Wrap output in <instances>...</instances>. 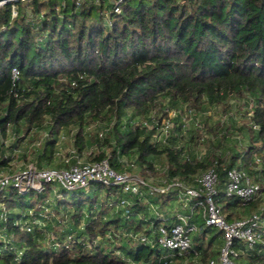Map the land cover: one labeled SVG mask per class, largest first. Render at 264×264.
Here are the masks:
<instances>
[{"label":"trees","instance_id":"obj_1","mask_svg":"<svg viewBox=\"0 0 264 264\" xmlns=\"http://www.w3.org/2000/svg\"><path fill=\"white\" fill-rule=\"evenodd\" d=\"M16 9L14 17L13 3L0 7V172L38 133L45 136L36 161L50 168L69 132L78 158L88 152L92 162L108 160L148 181L160 173L196 187L214 168L226 220L256 214L264 225V0H124L119 13L114 0H26ZM165 120L172 128L162 137L156 124ZM232 169L260 185L257 199L226 196ZM179 196L178 189L132 196L97 183L8 188L0 202L25 213H10L1 226L15 244L0 264H183L203 250L205 260L219 254L202 244L184 254L159 244V228L177 223L163 210ZM124 197L127 207L119 205ZM22 218L42 225L22 231L15 225ZM234 249L237 264H264V234Z\"/></svg>","mask_w":264,"mask_h":264},{"label":"built area","instance_id":"obj_2","mask_svg":"<svg viewBox=\"0 0 264 264\" xmlns=\"http://www.w3.org/2000/svg\"><path fill=\"white\" fill-rule=\"evenodd\" d=\"M26 0H17L13 2V16L18 15L16 3ZM86 0H77V5H81ZM98 2L99 0H93ZM115 11L120 12V5L124 0H114ZM7 5L1 2L0 7ZM13 78L17 80L20 71L14 68L12 71ZM173 116L174 113H171ZM162 134V137L168 134L172 128V122L165 120L156 124ZM65 139L64 136L61 140ZM0 135V144L2 143ZM40 143L37 144L39 146ZM73 154L76 152L73 150ZM78 158V156H73ZM69 163V161H67ZM229 182L226 187L227 197H238L244 202H252L260 195L261 187L254 182L248 173L240 169H232L228 173ZM94 183L106 187H119L126 195L142 197L144 191L151 194L156 192L165 193L172 189H178L180 200L183 205H191V213L201 210L205 225L217 228L223 234V245L220 249L219 257L211 259L204 264H237L235 258L237 253L234 249L236 241H245L249 245L256 243L264 234V225L260 224L259 216L254 214L247 219L228 222L223 214L222 207L216 202V186L218 184V175L214 168L208 169L197 179V186L191 187L182 183L180 180L165 179L161 186H155L150 181L139 175L132 174L128 171L119 172L114 169L108 160L98 162H72L67 169L45 168L40 169L33 165H26L11 174H0V201L8 188L17 190L19 194H25L30 191L42 192L47 185L61 186L62 188L75 191L78 189H88ZM146 189V190H145ZM121 207L130 205V200L126 197L119 202ZM45 213L49 210L45 209ZM33 216V212L29 213ZM10 211L0 202V226L9 222ZM46 216V215H44ZM52 216V215H51ZM162 216V215H161ZM47 217V216H46ZM177 223L172 226L162 225L159 228V244L172 252L184 254L192 249V234L197 232L198 227L191 221V217L185 213L176 215ZM15 225L22 231L32 232L36 225L41 226L39 218L31 221L18 219ZM262 227V232H260ZM259 230V231H258ZM131 238L138 239L142 243H150V239L145 236L136 237L133 233L128 234ZM53 241V237L50 238ZM68 237V241H71ZM57 245V243L55 244ZM12 247L9 242L4 245V250H0V255L4 251H10Z\"/></svg>","mask_w":264,"mask_h":264},{"label":"crops","instance_id":"obj_3","mask_svg":"<svg viewBox=\"0 0 264 264\" xmlns=\"http://www.w3.org/2000/svg\"><path fill=\"white\" fill-rule=\"evenodd\" d=\"M12 166H13V161L10 163V167L7 168L6 170L0 172V174L6 175V174L11 173L12 172ZM146 192L149 193L148 191H145V194H147ZM173 199L174 198H172V200L168 203L166 208H164V210H163V213L165 214V216L169 220L168 224L174 223L173 218L176 214L181 213V212L188 214V212L190 210L187 206L185 207V205H183V203L180 200V196H179V198L177 197V199H174V200ZM1 204L6 206V203L4 201H2ZM148 207L149 208L147 209V212L149 214H153L154 211H156L158 209V205L155 203L152 205L150 204ZM6 208L8 209L9 207L6 206ZM9 210H10V213L19 214L18 218L20 217V215L25 213L24 209H20V208H16V207L9 208ZM190 217H191V221L194 224H196L199 228L198 232L195 233V237H200L198 244H202L203 249H207V248L212 249V247L215 245V249H214L215 252L216 253L219 252L220 248L223 244L222 232L219 231L217 228H214V227H211L208 231H204L206 226L205 225L203 226V224H205V221H204L201 210L198 212L196 211L195 213H191V211H190ZM40 221L42 223V220H40ZM213 229H217V232L214 234H213ZM213 237H214L213 242L209 244L211 238H213ZM6 242H9V244H12V245L15 244L14 240H13L12 233H10V231L7 230V228L0 226V250H4V245ZM194 245H196V244H193V247H194ZM203 251H202V253H199L198 255H194V256H190V257L187 256L182 260H184V262L187 264H201V263H207L209 260H211L213 258H218V256H217L218 254H216V256H214V254H213V255L208 256V258H206V260H205V256L202 255V254H204ZM4 254H6V251H4Z\"/></svg>","mask_w":264,"mask_h":264},{"label":"rangeland","instance_id":"obj_4","mask_svg":"<svg viewBox=\"0 0 264 264\" xmlns=\"http://www.w3.org/2000/svg\"><path fill=\"white\" fill-rule=\"evenodd\" d=\"M69 3L73 4V0H69ZM65 135L67 137V140L66 141L64 140L65 142H63L60 145L57 158H56L55 162L52 164V166H50V167L51 168H57V169H67L72 162H76V161H81V162H86V163L92 162L89 158L88 152H85L82 156H79V158H74L73 156H77V153H75V154L72 153L74 148L71 144V140L69 139V137L71 135L69 132H66ZM43 136H45V134L38 133V136H37L36 140H34V142H30L31 140H23L18 144V147L16 149H14V151H13V153L16 154V157L13 160V166H12V172L13 173L18 172L19 169L25 167L26 165H33L34 167L40 168L37 161H36L37 158L35 157V151L37 148H39V146H37V144L42 141ZM19 148H20V150H19ZM25 152H26V154H25ZM22 155H27L28 159L23 158ZM67 161H69V163H67ZM158 164H159L158 166L161 168L160 171H163V169L165 167L164 160L159 159ZM11 173H9V174H11ZM134 173L136 175L138 174L136 172H134ZM148 179H149L150 183H152L153 185H156V183H157L156 186L159 187L162 185V181H164L165 178H163V175H161L160 173H155V174L150 173L148 175ZM159 184H161V185H159ZM86 203H87V201H86ZM187 207L190 209L191 205H188ZM190 211L191 210H189L188 215H190ZM198 211H200V209H198L197 212ZM216 232H217V229H213V234ZM48 238L50 239L51 235H49ZM191 238H192V243L196 244V246H198V241L196 240L195 233L192 234ZM214 249H215V245L212 247V249H210L209 253H215ZM214 256H216V255H214ZM217 256L219 257V254ZM183 264H187V263L184 262Z\"/></svg>","mask_w":264,"mask_h":264},{"label":"water","instance_id":"obj_5","mask_svg":"<svg viewBox=\"0 0 264 264\" xmlns=\"http://www.w3.org/2000/svg\"><path fill=\"white\" fill-rule=\"evenodd\" d=\"M1 2H6L7 4H10V3H15V2H17V0H0V3Z\"/></svg>","mask_w":264,"mask_h":264}]
</instances>
